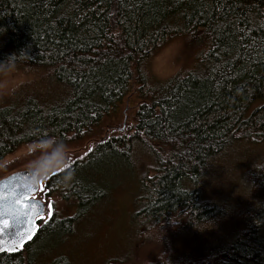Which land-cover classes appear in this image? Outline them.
I'll return each mask as SVG.
<instances>
[{
  "label": "trees",
  "instance_id": "trees-1",
  "mask_svg": "<svg viewBox=\"0 0 264 264\" xmlns=\"http://www.w3.org/2000/svg\"><path fill=\"white\" fill-rule=\"evenodd\" d=\"M175 39L196 49V66L155 83L147 66ZM10 69L40 71L48 86L0 104V161L24 145L94 138L139 85L135 132L95 143L47 178V195L95 205L105 178L78 174L99 158L146 155L152 195L138 241L153 249L148 264H264V160L239 200L206 192L229 150L264 141V0H0V77ZM74 220L51 206L32 242L0 264H32L33 246L67 236Z\"/></svg>",
  "mask_w": 264,
  "mask_h": 264
},
{
  "label": "rangeland",
  "instance_id": "rangeland-1",
  "mask_svg": "<svg viewBox=\"0 0 264 264\" xmlns=\"http://www.w3.org/2000/svg\"><path fill=\"white\" fill-rule=\"evenodd\" d=\"M187 45L183 39H175L150 60L147 71L153 82L167 83L180 72L194 69L196 49ZM41 78L40 71L10 69L4 72L0 77V104H10L27 87L46 91L48 85ZM139 89V85L134 86L123 103L103 119L94 138L72 146L54 140L24 145L0 161V180L34 166L38 176L46 171L48 174L39 180L38 197L50 203L61 218L76 219L67 236L51 234L33 246L30 252L32 264H148L152 260L153 249L149 245L141 248L138 241V214L149 205L152 195V186L145 183L146 155L138 154L134 160L133 156L129 160L99 158L92 163V172L83 170L78 174L76 179L81 178L82 182L87 179L86 174L105 178L103 188L107 194L95 205L78 207L72 205L71 200L48 196L44 189L48 177L83 158L95 143L115 136L130 137L135 132L142 102ZM263 160V140L259 144H237L208 175L207 196L224 205L239 200L244 193L243 177ZM119 162L123 166L117 172L118 168L114 166ZM49 218L50 215H45L41 224ZM161 235L165 238V234Z\"/></svg>",
  "mask_w": 264,
  "mask_h": 264
},
{
  "label": "water",
  "instance_id": "water-1",
  "mask_svg": "<svg viewBox=\"0 0 264 264\" xmlns=\"http://www.w3.org/2000/svg\"><path fill=\"white\" fill-rule=\"evenodd\" d=\"M37 177L34 166L0 180V255L16 253L30 244L39 219L49 210V203L38 198Z\"/></svg>",
  "mask_w": 264,
  "mask_h": 264
},
{
  "label": "clouds",
  "instance_id": "clouds-1",
  "mask_svg": "<svg viewBox=\"0 0 264 264\" xmlns=\"http://www.w3.org/2000/svg\"><path fill=\"white\" fill-rule=\"evenodd\" d=\"M48 173L46 171L42 172L38 177H37V181H39L40 179H43L44 175H47Z\"/></svg>",
  "mask_w": 264,
  "mask_h": 264
},
{
  "label": "flooded vegetation",
  "instance_id": "flooded-vegetation-1",
  "mask_svg": "<svg viewBox=\"0 0 264 264\" xmlns=\"http://www.w3.org/2000/svg\"><path fill=\"white\" fill-rule=\"evenodd\" d=\"M50 214H51V209H49V210H48V213H47V215H50Z\"/></svg>",
  "mask_w": 264,
  "mask_h": 264
},
{
  "label": "bare ground",
  "instance_id": "bare-ground-1",
  "mask_svg": "<svg viewBox=\"0 0 264 264\" xmlns=\"http://www.w3.org/2000/svg\"><path fill=\"white\" fill-rule=\"evenodd\" d=\"M264 232V231H263Z\"/></svg>",
  "mask_w": 264,
  "mask_h": 264
}]
</instances>
